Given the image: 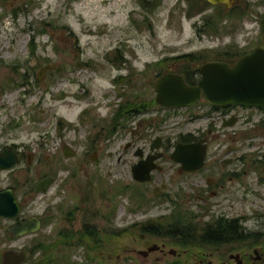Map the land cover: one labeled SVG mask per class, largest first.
<instances>
[{
    "label": "flooded vegetation",
    "instance_id": "flooded-vegetation-1",
    "mask_svg": "<svg viewBox=\"0 0 264 264\" xmlns=\"http://www.w3.org/2000/svg\"><path fill=\"white\" fill-rule=\"evenodd\" d=\"M19 1L0 0V7L9 5L18 12L21 10ZM250 1L229 0L226 4L192 0L189 6L193 10L200 9L201 13L206 11L204 7H226L227 13H224L223 19L217 17V21L222 23L219 24L221 32H224L222 34H227L226 25L231 19L232 7L264 3V0H254L253 4ZM136 3L138 12H131V15L137 14L138 21L144 22L149 18L151 6L159 0H136ZM255 18L261 23V34H258V43L250 50L256 46L264 47V14L259 13ZM212 21L213 16L206 14L192 22L196 35L202 37L211 28ZM223 47H227L226 50L211 59L193 53L179 55L157 77L172 72L181 75L184 80L186 76L195 84L202 63L221 60L232 64L250 51H241V47L233 43ZM120 48L116 46L112 50L113 63L117 68L129 69L132 64ZM67 50V54L77 57L80 48ZM168 60L164 57L162 63ZM73 65L79 68L85 66L76 58ZM44 66L50 67L44 70L43 75L57 68L64 70L59 62L57 67L46 62L38 71ZM22 82L31 88L25 79L22 78ZM132 86L134 84L130 90ZM82 91L86 92L81 88L79 93ZM121 97V103L111 113L113 117L124 109L126 112L123 114L133 111V106L129 105L134 100L151 104V100L143 97L129 94ZM155 104L158 110L164 111L158 118L162 124L168 115L176 119L178 138L173 144L162 135L148 137L143 132L148 133L149 120L158 114L153 113L150 106L137 109L139 112L130 118L121 116V121H113L110 130H105L100 123L82 136L75 134L78 133L75 127H68L69 132L63 128H55V132L22 129L18 117V143H0V151L9 147L18 156V161L11 167L0 169V192L10 190L18 205L14 217H0V264L2 253L7 249L22 250L25 257L22 264H70L74 249H83L76 252L81 259L84 254L85 260L102 264L101 249L121 242L125 245L114 257L116 264H264V107L213 106L203 98L188 107ZM194 108L198 109L192 111ZM81 112L86 113V110ZM140 114L148 116L138 121L135 131L131 132L132 140L125 142L119 152L107 148L110 145L108 137L119 127L129 130L128 122ZM92 118L95 116L92 115ZM31 120V123L36 121L34 116ZM255 136L259 141L253 143ZM104 139H108L107 142ZM245 139L249 142L246 143ZM200 141L203 148L195 154L203 158L191 170H185L180 161L170 158L176 143ZM46 150L51 151L46 153ZM103 152L107 157H113L114 153L116 156L111 160H102ZM124 152L129 156H125ZM147 160L152 167L149 177L137 180L133 167L142 163L135 174L145 176L143 162L147 163ZM166 160L174 169L170 179L176 182L175 201L167 191L169 178L163 179ZM124 163L126 175L121 176L122 173L119 175L116 171L114 176L117 180L110 183L107 179L113 176V170ZM7 173L11 179L4 184L2 174ZM120 179L125 183H120ZM146 184H153L150 199ZM123 194L128 196L131 204L127 208L131 220L116 225L120 219L116 217V205L118 197ZM42 196H47L46 206L38 207ZM167 199L174 204L169 214L159 217L146 215L152 202ZM102 200L107 201L105 212ZM119 212L122 213L121 210ZM22 224H27L25 232L17 234V229L12 230L14 225Z\"/></svg>",
    "mask_w": 264,
    "mask_h": 264
},
{
    "label": "rangeland",
    "instance_id": "rangeland-1",
    "mask_svg": "<svg viewBox=\"0 0 264 264\" xmlns=\"http://www.w3.org/2000/svg\"><path fill=\"white\" fill-rule=\"evenodd\" d=\"M253 1L250 3L253 4ZM189 2L192 0H159V3L151 6L149 18L144 22L138 21L137 14L131 15V12H138L136 0H20L18 7L21 10L18 12L9 5L1 6L0 143H18V117L22 129H49L55 132V128H63L69 132L68 127H75V131H78L75 134L82 136L101 123L105 130H110L115 121L111 113L121 103V96L128 94L151 100L153 113L158 112L153 118L149 116L151 123L148 133L143 132L148 137L162 135L170 143H175L178 138L175 117L168 115L163 124L158 120L164 111L158 110L154 102L153 83L157 75L165 72L166 65L182 54L193 53L211 59L226 50L224 45L232 43L247 52L258 43L261 30V23L255 16L264 14V3L232 7L231 19L226 25L227 34H222L224 32H221L222 27L219 26L222 23L217 21V17L223 19L224 13H227L226 7H204L206 11L201 13L199 9H190ZM197 3H200L199 0ZM206 14L213 16L211 28L202 37H198L192 22ZM116 46H121L120 49L132 64L131 68H117L114 65L112 50ZM71 47L80 48L77 57L67 54V49L71 50ZM164 57L169 59L167 63H162ZM75 58L85 66L75 67ZM158 60L161 62L157 63ZM46 62L55 64V67L59 62L64 70L60 68L59 71L46 72L42 74L41 82H37L38 69ZM22 73H26L25 81L30 83L31 88L22 82ZM118 76H123L119 84L115 83ZM132 84L134 86L130 90ZM81 88L86 92L79 93ZM82 109L86 113L81 112ZM32 116L36 119L35 123H31ZM147 116L140 114L131 119L128 122L129 130L117 127L118 130L108 137L110 145L107 148L110 147L112 152L121 151L123 144L132 140L131 132L135 131L138 121ZM117 120L121 121V117ZM107 140L104 139V142ZM244 141L249 142L247 139ZM258 141L255 136L253 143ZM48 150L45 152L51 151ZM115 156L114 153L113 157H107L103 152L101 159L111 160ZM164 164L166 174L163 179L169 178L167 191L175 201L176 182L170 179L174 169L169 167L167 160ZM116 171L119 175L122 173L121 176L126 175V163L119 164L113 170V176L107 179L110 183L117 180L114 176ZM2 175L5 178L4 184L9 183L11 175ZM122 182L124 180L120 179ZM152 185L146 184L149 199L152 196ZM42 198V201L39 198L38 207L46 206L47 196ZM106 203V200H102L103 212L108 208ZM152 203L146 214L151 217L169 214L174 207L168 199ZM130 205L128 196L123 194L118 197L116 217L120 219L116 225L130 222L131 215L127 210ZM123 245L121 242L101 249L102 264H116L114 257L123 250ZM79 250L83 249L71 251L70 264H101L85 260L84 254L81 259L76 254Z\"/></svg>",
    "mask_w": 264,
    "mask_h": 264
},
{
    "label": "water",
    "instance_id": "water-1",
    "mask_svg": "<svg viewBox=\"0 0 264 264\" xmlns=\"http://www.w3.org/2000/svg\"><path fill=\"white\" fill-rule=\"evenodd\" d=\"M210 2L229 3V0H208ZM40 68L37 81L47 68ZM199 78L195 84L187 83L184 78L172 72L164 73L156 78L153 84L154 100L162 107H188L200 99H204L213 106H245L264 107V47L256 46L249 52L239 56L232 64L221 60H209L199 67ZM158 139V138H157ZM202 141L196 143H176L170 158L181 162L185 170H191L202 155L195 154L201 150ZM18 161L14 150L6 147L0 151V169H7ZM143 162V161H140ZM144 167L145 176L135 174L142 163L133 167L134 177L143 181L148 179L152 167L149 160ZM18 205L14 201L10 190L0 192V217H14ZM27 224L14 225L17 234L25 232ZM24 230V231H23ZM22 250L7 249L2 253L1 264H22L24 261Z\"/></svg>",
    "mask_w": 264,
    "mask_h": 264
},
{
    "label": "trees",
    "instance_id": "trees-1",
    "mask_svg": "<svg viewBox=\"0 0 264 264\" xmlns=\"http://www.w3.org/2000/svg\"><path fill=\"white\" fill-rule=\"evenodd\" d=\"M190 7V9H192V6L190 5L189 6ZM200 10V9H199ZM33 50V49H32ZM55 71H59V69L57 68V69H55ZM185 77V81L187 82V83H189V84H193L194 82H192L191 80H189V79H187L186 78V76H184ZM22 78L23 79H25L26 78V74H24L23 76H22ZM125 80H126V78H124ZM124 80V81H125ZM121 81H123V76H118L116 79H115V83H117V84H119ZM9 83H11V81L9 82ZM124 83V82H123ZM153 103V102H152ZM150 105H152V104H148V103H146V102H140V101H133L130 105H129V107H132L133 106V108H134V110L132 111H129L128 113L129 114H123V112H126L125 111V109H124V111L121 113V112H119V113H117L113 118L115 119V120H117L119 117H121V116H124V117H126V118H130L133 114H137L139 111V109H144L145 107H147V106H150ZM138 109V110H137ZM122 110V109H121ZM126 115V116H125Z\"/></svg>",
    "mask_w": 264,
    "mask_h": 264
}]
</instances>
